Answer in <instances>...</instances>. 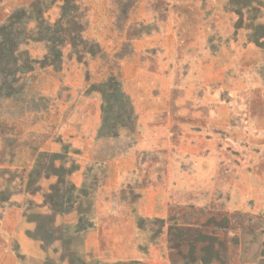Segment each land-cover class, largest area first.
<instances>
[{
  "label": "rangeland",
  "instance_id": "1",
  "mask_svg": "<svg viewBox=\"0 0 264 264\" xmlns=\"http://www.w3.org/2000/svg\"><path fill=\"white\" fill-rule=\"evenodd\" d=\"M76 176L116 264H264V0H0V264Z\"/></svg>",
  "mask_w": 264,
  "mask_h": 264
},
{
  "label": "crops",
  "instance_id": "2",
  "mask_svg": "<svg viewBox=\"0 0 264 264\" xmlns=\"http://www.w3.org/2000/svg\"><path fill=\"white\" fill-rule=\"evenodd\" d=\"M135 42L134 39L133 45ZM52 167L63 168L56 163ZM75 179L66 183L46 178L39 183L32 197L36 218L22 215L16 226L21 227L19 230L1 235L3 239L19 240V251L29 260L25 264H116L125 258L122 251L112 248L104 224L110 216L104 214L99 194L89 181L78 182L77 176ZM62 190L74 191L77 196L66 201ZM83 191L84 196L78 200V192Z\"/></svg>",
  "mask_w": 264,
  "mask_h": 264
}]
</instances>
